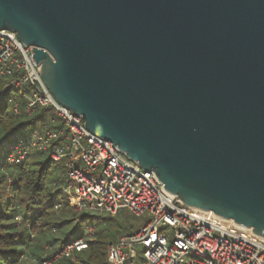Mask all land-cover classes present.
<instances>
[{
  "label": "water",
  "instance_id": "water-1",
  "mask_svg": "<svg viewBox=\"0 0 264 264\" xmlns=\"http://www.w3.org/2000/svg\"><path fill=\"white\" fill-rule=\"evenodd\" d=\"M0 28L91 133L264 238V0H0Z\"/></svg>",
  "mask_w": 264,
  "mask_h": 264
},
{
  "label": "built area",
  "instance_id": "built-area-1",
  "mask_svg": "<svg viewBox=\"0 0 264 264\" xmlns=\"http://www.w3.org/2000/svg\"><path fill=\"white\" fill-rule=\"evenodd\" d=\"M32 48L15 31L0 28V83L4 82L0 93L11 90L7 100L16 116L47 112L28 141L12 147L8 161L20 163L32 149L47 151L53 162L63 165L58 188L77 214L150 215L139 229L107 245L105 264H264V238L258 239L252 230L237 231L232 219L227 223L211 211L184 204L153 171L127 158L113 142L91 133L83 116L52 95L40 65L32 59ZM61 206L57 203L55 208ZM87 229L86 237L57 252L47 245L45 253L52 257L36 259L35 264H50L86 249L94 231L92 225Z\"/></svg>",
  "mask_w": 264,
  "mask_h": 264
},
{
  "label": "trees",
  "instance_id": "trees-1",
  "mask_svg": "<svg viewBox=\"0 0 264 264\" xmlns=\"http://www.w3.org/2000/svg\"><path fill=\"white\" fill-rule=\"evenodd\" d=\"M6 103H9L7 96L2 92L0 93V264H22V258L27 254L26 250L29 247H40L37 246L36 240L44 242V251L48 245L57 252L67 244L86 237L87 233L82 227L87 223L94 229L92 236L87 239L88 247L81 251H73L69 256H64L50 264H105L107 245L116 241L121 235L134 231L126 225L118 226L117 217L126 218L128 214L124 211L116 215L74 212L69 201L62 196L58 188L64 174L63 165L53 162L47 151L32 149L26 159L20 163L9 162L8 156L12 147L19 141L27 142L33 129L44 121L47 112L42 109L31 116H16ZM57 203H62L58 209L55 208ZM99 225L103 226L102 229ZM112 226L115 231L109 229ZM31 232L34 234L32 238ZM32 252L39 260L52 257L50 253L44 255L37 254L33 250Z\"/></svg>",
  "mask_w": 264,
  "mask_h": 264
},
{
  "label": "rangeland",
  "instance_id": "rangeland-1",
  "mask_svg": "<svg viewBox=\"0 0 264 264\" xmlns=\"http://www.w3.org/2000/svg\"><path fill=\"white\" fill-rule=\"evenodd\" d=\"M3 86H4V82H1L0 83V90L3 89ZM4 94H5V96L10 95L11 94V90H4ZM6 105H7L8 108L11 107L10 103H6ZM3 155L5 156L6 153H4ZM4 156H3V158H5ZM128 216L129 215H127L126 218H124L123 216H120V217L118 216L117 217L118 226L119 225H126L127 227H129V229L133 228V230L136 231V229H139L146 222V220H148L150 215L148 213H144L141 216H129V217ZM87 225H88V223H87ZM87 225L83 224V227H82L85 232L88 231ZM114 226H116V225H114ZM102 227L103 226L99 225L100 229H102ZM109 229L111 231H115V228L113 226L109 227ZM31 234H32L31 238L34 237V234L32 232H31ZM36 244H37V246L42 247V249H43V247L45 245L44 242L41 241V240H36ZM40 247H36V246L29 247L26 250L27 254L25 256H23V258H22V264H35V260L38 259V257H37V255H35V253L32 252V250L34 252H36L37 254L39 253V254H44L45 255L44 249L42 251V249H40ZM136 264H140V263L137 261Z\"/></svg>",
  "mask_w": 264,
  "mask_h": 264
}]
</instances>
